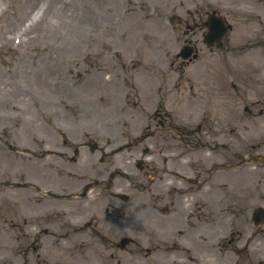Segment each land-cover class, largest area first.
Here are the masks:
<instances>
[{
    "label": "flooded vegetation",
    "instance_id": "1",
    "mask_svg": "<svg viewBox=\"0 0 264 264\" xmlns=\"http://www.w3.org/2000/svg\"><path fill=\"white\" fill-rule=\"evenodd\" d=\"M252 49H232L237 66L247 65L231 73V91L144 94L130 113L146 126L136 137L102 145L88 135L61 138L48 173L71 182L56 185L44 173L36 194L25 192V222L36 214L41 231L30 242L27 228L24 264H142L143 256L154 264H259L264 215L257 227L253 213L264 210V60H240ZM220 50L210 48L216 65Z\"/></svg>",
    "mask_w": 264,
    "mask_h": 264
},
{
    "label": "rangeland",
    "instance_id": "2",
    "mask_svg": "<svg viewBox=\"0 0 264 264\" xmlns=\"http://www.w3.org/2000/svg\"><path fill=\"white\" fill-rule=\"evenodd\" d=\"M30 1L0 0V264H23V223L16 216L22 204L9 199L11 182L44 173L55 184L71 182L48 173L55 157H45L44 167L33 163L48 154L45 145H59L63 122L84 126L87 114L88 125L101 128L107 117L116 118L103 127L120 139L136 133L130 113L146 91H215L217 68L202 42L206 58L183 74L170 70L169 55L188 38L187 22L215 11L234 27L220 52V71L231 68L225 64L236 42L239 49L255 46L254 57L264 60V0ZM203 31L196 29L193 39ZM72 132L74 141L86 134ZM92 134L100 145L109 135ZM238 221L242 226V217Z\"/></svg>",
    "mask_w": 264,
    "mask_h": 264
},
{
    "label": "bare ground",
    "instance_id": "3",
    "mask_svg": "<svg viewBox=\"0 0 264 264\" xmlns=\"http://www.w3.org/2000/svg\"><path fill=\"white\" fill-rule=\"evenodd\" d=\"M36 2H37L36 0H31L30 3L28 2V4H29L28 6L34 5Z\"/></svg>",
    "mask_w": 264,
    "mask_h": 264
}]
</instances>
